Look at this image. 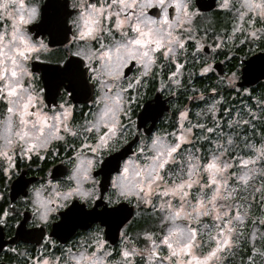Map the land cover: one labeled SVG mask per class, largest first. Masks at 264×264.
I'll return each mask as SVG.
<instances>
[{"label":"snow or ice","instance_id":"snow-or-ice-1","mask_svg":"<svg viewBox=\"0 0 264 264\" xmlns=\"http://www.w3.org/2000/svg\"><path fill=\"white\" fill-rule=\"evenodd\" d=\"M81 5L83 11H81ZM167 5L166 13L163 17V25L159 28H146L144 25H155L156 20L150 16H145V9L153 6L164 9ZM45 6V5H44ZM44 6L39 10V20H43ZM171 6L176 10V18L168 19V8ZM68 7V5H67ZM78 11L74 19L66 20L67 25H77L95 17L107 19L115 16L114 27L121 30L126 24H130L131 30L136 35L128 38L127 33L122 32L121 40H117L113 46L98 50L97 53L78 51L74 53L77 57H82L88 63L79 71L78 68L69 69L68 63L63 67L69 77L63 82V86L70 90L71 83L74 79L83 78L89 85L98 86L99 95L95 103L100 104L104 101L102 111L94 113V119H86L83 125L70 127L67 123L70 115V106L60 105L63 111H54L53 115L39 110L29 111L38 101L37 88L33 84L35 79L26 67L30 53L39 50H47V45L41 41H36L29 37L23 30L22 26L36 20L37 9L28 7L25 14L24 0H0V15L7 14L11 20L12 40L19 42L16 48L17 55L21 61L15 58L12 60V66L8 69L0 67V99L7 101V112L10 119L14 116L20 118V128L15 133V140L22 143V151L27 154L30 151L39 148H46L50 140H64L60 135V129L73 137H81L84 133L93 131L99 133L100 126L107 129L102 135H98L97 142L90 147V151L95 153L102 148H106L109 140L115 136L117 130L122 126L120 122L121 114L127 115L124 107L126 102V93L129 89L142 87V76H147L154 64L157 62V54L162 59L169 60L175 65L176 71H170V79L174 84H179L177 77L180 74L182 65L177 63V57L182 55L186 50V41H194V49L202 51L205 44L201 41L203 37L197 38L196 30L193 26V18L197 15L189 0H111V3L97 6L96 3H80L76 5ZM220 7L229 9L236 8L232 0H223ZM117 11L113 12L112 9ZM135 9V14L132 10ZM238 18L244 20L247 13L257 14L261 21H264V0H239ZM123 18L121 13L126 12ZM135 16V21L130 17ZM5 17V15H4ZM249 26L252 24L251 18L247 21ZM179 30V31H177ZM235 30V29H234ZM264 32V29L260 30ZM252 38L257 37V31L252 30L249 33ZM92 35V29L75 33L78 39H87ZM231 39V36H229ZM2 40V38H0ZM217 41L222 40L216 37ZM220 42L215 44V48H220ZM209 47H212L209 45ZM135 61L140 66L139 75L128 77L126 83L124 67L130 62ZM205 67L202 72H208L210 65L205 61ZM87 73V77H86ZM236 74L228 78V84L233 85L236 80ZM29 81H32L30 84ZM119 81V83H116ZM234 86V85H233ZM60 88V87H59ZM43 91V89H40ZM248 89L245 88L244 92ZM73 94V91H71ZM20 98L23 102L20 103ZM135 97H131L134 99ZM216 101L209 104L207 111L212 115V126L209 127L203 123L192 125L189 121L188 126H184L187 119L186 111H179L180 131L179 135L173 133L174 140L168 142L161 136L152 138L154 156L152 164L149 166V172L144 181L137 185L125 187L121 184L120 195L135 197L144 205L153 204L152 196L156 195L157 199L163 201L155 205L153 210L158 207L164 214L161 217V223L166 225L162 236H158L152 241V247L148 249L149 260L155 261V264H218L220 254L229 250L234 241L239 239L238 229L244 226L245 219L248 217L249 197L253 200L259 194V201L264 205V167L259 169L261 176L260 186L253 183L256 179V161H264V147L256 149L255 156L247 158L240 156H230V159L237 161V170L229 172L233 164L228 159H223L226 152H229L233 144H238L241 138L237 135L234 140L229 134L226 142L223 135H215L213 141L214 148L209 151L207 158L198 155L199 148L195 147L198 140L206 139L204 133L215 134L219 130V124L216 120ZM259 108L260 115L255 112H248V120L241 116L233 122L232 119L227 121L230 128L240 125H251L253 120H259L264 123V98L261 99ZM224 111L231 116L227 109ZM27 117V118H25ZM29 117L35 118V126L39 128V134H43L45 129H51L47 137L37 142L33 138L32 132L29 131ZM193 127L198 132L193 133ZM84 139H87L84 136ZM13 142L10 140L5 148H11ZM190 144L192 149L183 148L182 145ZM88 148V145H81ZM245 148L254 147L250 143H244ZM0 156L6 157L11 161V156L7 151H0ZM177 157L180 159L177 160ZM170 166V167H169ZM251 166V167H249ZM127 171V169H125ZM173 176L171 182L167 179ZM251 189V191H249ZM173 199L178 200L174 204ZM209 217L211 223H206L203 218ZM264 224V218L260 221ZM150 240L151 236L148 237ZM202 243L208 244V249L201 255L196 254V249L201 247ZM99 246V242H97ZM162 245L166 249V254L160 249ZM255 250V249H254ZM137 254V249H125L120 255L124 258L123 264H132L130 257ZM264 256V252L260 253ZM251 260L252 257H249ZM43 264H47L44 261Z\"/></svg>","mask_w":264,"mask_h":264},{"label":"flooded vegetation","instance_id":"flooded-vegetation-1","mask_svg":"<svg viewBox=\"0 0 264 264\" xmlns=\"http://www.w3.org/2000/svg\"><path fill=\"white\" fill-rule=\"evenodd\" d=\"M68 1L69 8L74 10V13L68 18L71 20L74 19L77 14L78 9L76 5L80 3V0ZM31 3L32 0H24L25 7L31 6ZM85 3H96L97 6L104 4L107 8V5L111 3V0H86ZM193 3L194 10L197 14L193 20L196 18H204L212 14H215L216 17H227L226 9L220 7V5L223 3V0H215L213 9L209 11L199 9V7L196 5V0H193ZM43 5V3L40 5V9H42ZM112 11L115 12L117 9L113 8ZM128 11H132L133 14H135L136 10L132 9ZM145 12L148 16L156 20H159L160 16L164 14V10L156 6L145 9ZM120 15L121 18H123L125 15H127V11L122 12ZM175 18L176 10L169 6L168 19L171 21ZM258 21L261 22L260 24H264V21H261L260 18H256L255 22L258 23ZM39 22L40 20L38 18L37 20L22 26L23 30H25L34 41L40 40L43 41L45 45H47L46 51L39 50L38 52L30 53L29 59L25 62L26 67L31 73H33L35 78L33 82L37 88L38 96L37 103L32 108H30L29 111L31 112L39 110L51 116L53 115L54 111H63L59 108L60 105H64L65 107L70 106V115L67 121L69 126L74 127L78 124L83 125L86 119H94L93 114L98 112L99 105H97L95 101L96 97L99 95V88L93 86V96L90 99H87V101L74 102L71 98V92L61 85L58 96L55 99H47L45 97V87L42 73L33 72L31 69L32 63L37 61L40 63L63 66L70 57H77L74 55L76 49L80 45H84L86 42L93 50H103L101 47L102 44L105 47H111L117 40H121V42H123L121 37L122 32L127 33L128 38H132L136 34L132 32L130 24L124 25L121 30L115 29L113 26L115 22V16H111L107 19H101V23H106L111 35L101 32L95 39H82L77 42L75 40V30L73 29L72 25L66 24V28L69 31L68 42L53 46L50 44L51 38L53 34L59 35L62 28H60L59 25H54L52 23L36 27L35 25L39 24ZM52 22L55 21L52 20ZM10 28L11 20L5 15L3 19H0V30H10ZM263 41L264 37L257 40L255 43ZM255 46L256 48L254 51H252L250 48V52L247 54L243 53L244 56L236 55L239 50H243L241 47L235 49L231 48L230 50H227L225 54L219 53L217 56H214V65L217 62H221L225 67V75L230 72L228 69L232 68V65L233 70H235L236 67H240L241 71V59H246L257 52H264V49L261 47L259 48V45ZM205 47L209 48L210 53V47L208 45H205ZM205 53L209 54L207 52ZM234 56H237L238 58L237 65L233 64L232 58ZM78 58L83 60L82 57ZM83 62L84 66L88 63L84 60ZM131 63L134 64L133 69L127 75L125 74V80L122 81V83H126L128 77H135L139 75L140 66L137 65L135 61H130L124 67L123 72H126ZM156 71L157 70L155 69L152 75L148 77L142 76V87H138L135 90L129 89L126 93V102L124 107L128 114L126 116L121 114L120 122L121 125L125 126L127 123L129 125V121H134V129L129 125L131 127L130 134L126 139L123 138L122 141L118 140L116 148L113 149L111 147L112 142L110 141L109 147L98 150L103 158L101 169H94L92 175L99 181L98 187L100 196L94 203L90 205L89 210H85L84 206L77 202L78 198L74 196L72 197V205H69L68 209H62L56 214L50 215L47 222L34 223L32 222L31 208L24 202L22 197L26 195L24 189L29 183L35 185L38 183H43L45 180H51L57 185H64L65 188L71 184L72 182L67 181V176L71 174V167L66 162L70 157H74L76 152H82L89 156H95V153L90 151V147L96 144L98 135H102L105 131H107L103 124L100 126L99 133L95 131L91 133H84L83 136L79 138L65 133L61 127L59 134L64 136V140L53 139L48 143L46 148H39L37 150L30 151L27 154L22 151V143L18 141L15 142V150L12 153L11 161L8 160L3 162V165L0 167V218H2L4 221L3 224H0V264H43L44 261H49L50 264H62L65 256H75L82 251L87 254L94 250L97 251L98 255L105 252L107 253V255L104 257L106 264L109 260L113 263L120 262L122 259L120 253L122 252L125 231L128 230L131 236L139 233L136 231V229L141 224L140 221L142 220L141 217L138 216V211L140 210L137 208V206H135L136 210L133 217L120 229L118 241L115 244H111L106 239V228L101 224L100 221H87V227H80L76 229L71 235V207L73 208L77 206L80 213L93 211L96 214L106 208L115 207L119 203L128 202L127 200H123V198H121L118 203L109 205L103 199L105 196L112 197L113 190L111 188V176L118 174L120 170L117 166V162L114 163L113 170L115 171L108 175L109 179L107 185L102 192L100 183L107 177L106 174H108L107 168L105 169L103 165L110 159V157L120 152L123 147L136 135H139V141L135 144L133 152L126 158L122 159L118 165L122 166L125 159L134 158L137 156L139 145L160 129L162 121H164L168 116H172V114L176 112L174 110V104L178 100L180 91L182 89H179V91L175 93H167L164 83L156 78ZM162 73L164 82L167 77V70L163 68ZM215 74L213 73L212 75L223 77L219 76L216 70ZM40 89H43V91H40ZM157 93H160L163 99L169 98L171 96L174 97L168 102L170 110L166 112L164 116L158 121L153 132L151 134H147L146 132L151 126V122L140 123L139 127L138 115L142 110L143 105L146 102L152 100ZM133 96L135 98L131 99ZM7 107V101L0 99V119L3 118V114L7 111ZM29 118L32 119V117ZM84 136H86L87 139H84ZM85 144L89 147L85 148L81 146ZM65 169H67V172H65ZM19 178L20 181L13 185L14 181ZM85 187H87V184ZM128 203L135 205L132 202ZM145 211L148 212L149 210H143V212ZM97 229L100 230L99 235L96 234ZM143 232H145V230ZM133 239H136V237L134 236ZM101 240L103 243L97 249L96 244ZM108 251H110V254ZM72 264H75L74 260L72 261ZM136 264L141 263L137 262Z\"/></svg>","mask_w":264,"mask_h":264},{"label":"rangeland","instance_id":"rangeland-1","mask_svg":"<svg viewBox=\"0 0 264 264\" xmlns=\"http://www.w3.org/2000/svg\"><path fill=\"white\" fill-rule=\"evenodd\" d=\"M232 2L236 4V8L226 9L227 17L226 16L216 17L215 14H212L204 18H196L195 20H193V26L196 30L197 38L203 37V40L201 42L208 46L211 45L212 46L210 47L211 52L209 54H206L203 50L197 51L194 49V41H186V50L183 52L182 55L177 57V63H180L182 65L180 74L177 77V79L180 81L178 85L172 83L170 79V71H176L175 65L170 63L169 60L162 59L159 53L157 54V62L152 66L149 75L143 77H148L152 75L153 71L156 69L157 70L156 78H158L162 83H164L167 93L169 94L175 93L178 92L179 89H183V88L185 92L190 90L194 91L195 87L191 84L192 80H194L198 76L210 77V75H212L213 73L215 74V70L213 68L215 62L214 56H217L219 53L225 54L227 50H230L231 48L235 49L241 47L243 48L242 51L244 52V54L250 52V48L252 51H254L256 48L255 45H259V48L261 47L264 49V41L255 43L257 42V40L264 37V32L260 31L261 29H264V24H260L261 22L259 21L258 23L255 22V19L259 18V16L257 14H253L249 12L246 14L244 20H240L238 18V12L236 10L239 9V0H232ZM249 18H251L252 20L251 26H249V24L247 23ZM252 30L257 31L258 38L254 39L249 36L248 33ZM229 36H231V39H229ZM216 37H221L222 40L217 41L215 40ZM217 42L221 43L222 46L220 48H215V44ZM205 61L207 62L208 65H210L208 72L201 71V69L206 66ZM163 68L167 70V77L166 80H164V82H163V73H162ZM233 73H235L237 77V79L233 81L234 86L228 84L227 82L228 78L232 77ZM216 77H217V80L215 81L216 87H213L212 90L207 92L195 90L194 92L197 93L194 92L191 93L188 101H192L194 99L195 103L193 106H189L188 104L181 106L180 103L176 101L174 104V110L178 111L176 122H173L172 116H168L164 121H162V125L160 129L156 131L153 135L161 136L166 141L172 142L174 140L173 133L179 135V131H180L179 111H186L188 114L187 119L183 122L185 127L188 126L189 121L193 126L196 125L197 123L205 124L204 122L206 121L208 116L211 115V113L207 111V107L209 104H212L213 101L217 102L215 106L217 113L219 109V105L222 102V97L218 93L219 92L218 87L220 88L222 86L223 87L226 86L227 88L235 87L236 82L240 78V67H236L235 70L231 71V73L230 72L227 73V75L223 77H218V76ZM185 81H187L188 86L186 85ZM243 94L246 96H250L251 102L255 103V106H253L252 103L249 101H243L235 105L231 110L232 115L230 116V119H232L234 123L241 116L243 117V119L248 120L250 117L247 115V113L250 111L255 112L257 116L260 115L259 108L262 107V105L260 104L262 98L259 97L258 93H255L253 95L248 89V91L243 92ZM229 110L230 109H228V111ZM259 123H261L259 120H253L251 122V125H240L230 128L227 126V122H226L225 129H222L221 124H219L220 127L217 133L209 134L205 132L204 136L206 137V139L196 141L195 147L200 149L198 155L207 158V154L209 153V151L214 148L213 141L215 139V135H223L224 140H222L221 143L226 142L229 134L232 135V138L234 140L237 138V135L241 138H246L247 135L243 133L245 128L251 129L254 126L258 125ZM124 127L128 129L127 134L124 135V138L126 139L131 132V127L128 125V123L125 124ZM197 132L198 130L195 127H193V133L195 134ZM153 135L148 139H145L139 145L137 156L134 157L136 163L143 165L148 162L145 159V156H150L154 154L150 151H147L144 147L145 143L150 141ZM17 141L18 140H15L13 142L11 148H5L3 146L4 145L3 140L0 139V151H7L8 154L12 156V153L15 150V142ZM203 141L210 142L209 144H207L205 150L202 147V145H200V142ZM245 142H246L245 140H241L238 142V144H233L230 151L225 153L223 159H228L229 163L233 164V168H230L229 172L236 171L237 163H238L237 161L230 159L231 153H232L231 156H237V157L243 156L247 158L249 156H255L256 155L255 150L264 147V137L261 139L259 144L255 145L254 143H251V145H253L254 147L245 148L244 147ZM182 147L187 148L189 150L192 149V145L190 144L182 145ZM179 159L180 158L177 157V160ZM6 161H8L6 157L0 156V167L3 165V162ZM262 167H264V161L257 160L256 179L255 181H253V183L257 187L260 186L261 176L259 174V169ZM167 179L169 180V182H171V180L175 179V177L168 176ZM249 191H251V189H249ZM163 199H167V198L157 199L156 195L152 196V201L153 204L155 205L160 204L163 201ZM127 201L132 202L133 204H135V206H137V208L140 210L138 211V216L141 217L142 221H140L141 224L136 229V231L139 232L134 235L136 239H133L134 236H131L128 230L125 231L122 251L131 248L137 249V254L130 257L132 264H136L137 262H140L141 264H155V261L150 262L149 260L148 249L152 247L153 240H156L158 244L157 237L162 236L164 227L167 223L165 222L164 224H162L161 217L166 213L161 212V210L158 207L154 211L153 204L144 205L140 203L135 197H131ZM173 203L174 204L178 203V200L173 199ZM249 205H250V207L248 208L249 214L248 217L245 219L244 226L238 229V234H240L239 239L234 241L232 247L229 250L224 251L223 253L220 254L218 264H264V256L260 255L261 252H264V224L260 222L261 219L264 218V205H262L259 201V194H257L255 200H253L252 197H249ZM143 210H149V211L143 212ZM203 220L206 223H211V219L209 217H204ZM149 228L151 229L148 230ZM144 230L145 232H143ZM149 236L152 237L151 240L148 238ZM159 247L166 254V249L162 245H160ZM207 249H208V244L202 243L201 247L196 249V254L201 255ZM108 253L110 254V251H108ZM244 253H247L248 255H244ZM79 254L80 253L76 254L75 257H78ZM249 257H252V259L250 260ZM123 260H124L123 257L118 263H113L109 260L107 264H123Z\"/></svg>","mask_w":264,"mask_h":264},{"label":"clouds","instance_id":"clouds-1","mask_svg":"<svg viewBox=\"0 0 264 264\" xmlns=\"http://www.w3.org/2000/svg\"><path fill=\"white\" fill-rule=\"evenodd\" d=\"M85 3L86 0H83ZM189 2L193 5V0H189ZM46 4V0H32L31 6L29 7H35L37 9V18H39V10L41 4ZM25 5V4H24ZM27 8L25 7V14L27 12ZM167 5H165L164 14L160 16L159 20H156L155 25H147L144 26L146 28H159L163 25V17L166 13ZM81 11H83V7L81 5ZM4 15H7L6 13ZM4 15H0V19L4 18ZM145 16L148 15L145 12ZM152 18V17H151ZM133 22L135 21V16L130 17ZM153 19V18H152ZM73 29L75 30V33H79L81 29L84 31H88L89 29H92V35L88 37L86 40L95 39L99 36L101 32L107 33L108 35H111L110 30L108 29L106 23L102 24L101 19L99 17L92 18L89 20L87 17H85L84 22H80L77 25H72ZM116 29V28H115ZM118 30V29H117ZM25 31V30H24ZM26 32V31H25ZM12 28L10 30L8 29H2L0 30V67H3L5 69H8L12 66V60L15 58L17 61H21V58L16 53V48L19 46V42H13L12 40ZM27 33V32H26ZM30 37V36H29ZM102 39V38H101ZM75 40L78 42L81 39L76 38ZM37 44H39L41 41L37 40ZM102 48H107L103 44L101 45ZM99 49L93 50L90 45L87 44V42L84 45H80L76 51H82V52H89L97 53ZM25 63L26 61H21ZM87 77V73H86ZM31 84L32 81H29ZM116 83H119L117 81ZM98 88V86H96ZM93 91V87H92ZM97 99V97H96ZM20 103L23 102V99L20 98ZM104 108V101H101L99 104V111H102ZM15 117V119H14ZM10 119V114L6 111L3 114V119L0 120V139L3 140L4 145L7 146L8 142L11 140L12 142L15 141V133L20 128V118L19 116H14ZM27 118V117H25ZM35 118L33 117L32 120H30L28 128L29 131L32 132V136L34 139L39 142L40 140H43L45 137L49 135V133L52 131L51 129H45L43 134H39V128L35 126ZM129 125L134 129L135 122L129 121ZM128 129L125 128L123 125L117 130L115 136H113L109 142L111 141V147L114 149L117 147V141H122L124 138V135L127 134ZM155 137V135H153ZM152 137V138H153ZM152 138L150 141L146 142L144 147L147 151H150L155 154ZM51 141V140H50ZM49 141V142H50ZM109 147V143L107 145ZM106 147V148H107ZM105 149V148H102ZM145 156V159L148 161L147 163L141 165L135 162L134 158H128L123 161L122 166L118 165L119 172L116 175L111 176V188L113 190L112 197L105 196L103 199L107 202V204L111 205L114 203H118L121 198L128 200V196H121V184H123L125 187H130L139 184L140 182L144 181L147 177V174L149 172V166L152 164V157L154 156ZM102 156L100 155V152H95V156H89L82 152H76L74 154V157H70L68 161L66 162L71 167V174L67 176V181L72 182L69 184L66 188L64 185H57L56 183L52 182L51 180H45L43 183L38 184H31L29 183L26 188L24 189V192L26 195L22 197L24 202L28 204L31 208L32 213V222L34 223H44L49 220L50 215H54L57 212H59L62 209L69 208V205H72V197L78 198V203L82 204L85 208V210H89V207L92 203H94L97 198L100 196V191L98 187V179L92 175V172L94 169H101L102 164ZM127 169V171H125ZM115 170H112L109 172L111 174ZM65 172H67V169H65ZM108 174V175H109ZM87 184V187L85 185ZM107 185V181H106ZM68 202V203H66ZM4 221L2 218H0V224H3ZM99 229H97V235H99ZM103 241H99V246L96 244V248L98 249ZM107 255V253H101L97 254V251L94 250L90 253L85 254V252H80L78 257L75 256H65L63 259L62 264H72V261H75V264H106V261L104 257ZM47 264H50L49 261H47Z\"/></svg>","mask_w":264,"mask_h":264},{"label":"water","instance_id":"water-1","mask_svg":"<svg viewBox=\"0 0 264 264\" xmlns=\"http://www.w3.org/2000/svg\"><path fill=\"white\" fill-rule=\"evenodd\" d=\"M215 0H196V5L199 9L209 11L213 9ZM68 5V7H67ZM44 6V5H43ZM43 8V7H42ZM74 10L69 8L68 0H47L44 6L43 20L39 24L35 25L43 26L45 24L59 25L62 28L58 34H53L50 44L61 45L69 40V31L66 28V20L68 16H71ZM69 18V17H68ZM54 20L55 22H52ZM204 51L209 53V48L205 47ZM68 63L69 69L72 67L78 68L79 71H83L81 67H84V62L78 57H70L65 64ZM64 64V65H65ZM63 65V66H64ZM241 71L240 78L236 82V86L239 89L252 88L257 86L259 83L264 81V52H257L246 59L240 60ZM61 65H52L47 63L33 62L32 71L41 72L45 87V97L47 99H55L58 96L59 87L65 79L69 77L65 71L59 67ZM134 64L131 63L130 67L127 68L125 74L127 75L132 71ZM219 76L225 75V67L221 62H217L214 65ZM70 90L73 91L71 98L74 102L87 101L93 96L92 86L89 85L82 77L74 79L71 83ZM68 90V91H70ZM163 99L160 93H157L154 98L143 105L142 110L138 115V123L151 122V126L147 130V134H151L158 123V121L164 116L166 112L170 110L168 102L171 98ZM139 141V135H136L129 143H127L123 149L117 154L110 157V159L104 163L103 167L107 168V173L114 169V163L118 164L122 159L126 158L133 152L135 144ZM106 174V178L100 183L101 191L103 192L106 186V180L108 182L109 176ZM110 175V174H109ZM104 178V177H103ZM20 178L14 181L13 185L17 184ZM135 205H131L128 202L119 203L117 206L112 208H106L101 212L94 213L88 211L87 213H80L78 207H71V235L74 231L80 227H87V221H100L105 226L106 239L111 243L115 244L118 241L120 229L133 217L135 213Z\"/></svg>","mask_w":264,"mask_h":264},{"label":"trees","instance_id":"trees-1","mask_svg":"<svg viewBox=\"0 0 264 264\" xmlns=\"http://www.w3.org/2000/svg\"><path fill=\"white\" fill-rule=\"evenodd\" d=\"M237 53V52H236ZM244 52H242L241 50L238 51V53L236 55L238 56H244L243 55ZM228 55V54H227ZM233 60V64L237 65L238 64V58L237 56H234L232 58ZM232 68H229L228 70L233 71V65L231 66ZM217 80V77L215 75H210V77H196L194 80L191 81V84L195 87L194 91H203V92H207L213 89V87H216L215 85V81ZM194 81V83H193ZM186 85L188 84L187 81ZM185 86V85H184ZM188 86V85H187ZM219 88V95L222 97V102L219 105V109L218 112L216 113V120L219 124H221L222 129L226 128V122L230 119V116L224 111V109H230L228 112L231 113V110L233 109V107L235 105H237L240 102L243 101H249L251 102L250 96H246L243 94L244 89H239L237 86L233 87V88H227L225 87H218ZM251 92V94H255L258 93L260 98H264V81L259 83L257 86L252 87V88H248ZM193 90L187 91L185 92L184 89H182L180 91V96L178 98V102L180 103L181 106H184L186 104H188L189 106H193L195 101L194 99L192 101H188L189 96L191 95V93L194 92ZM197 93V92H194ZM253 106H255V103L251 102ZM177 113L178 111L174 112L172 114V118H173V122H176L177 120ZM205 125L211 127L212 126V115L208 116V118L206 119V121L204 122ZM173 127V125H172ZM243 133H245L247 135L246 137V142L247 143H254L259 144L261 139L264 137V123H259L258 125L254 126L253 128L249 129V128H245V130L243 131ZM210 142L208 141H203L200 142V145H202V147L204 148V150L207 147V144H209ZM232 155V153L230 154V156ZM244 255H248L247 253H244Z\"/></svg>","mask_w":264,"mask_h":264}]
</instances>
